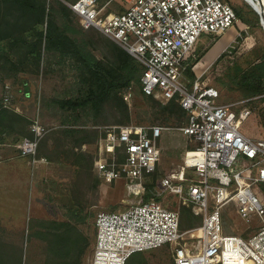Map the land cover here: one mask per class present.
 Wrapping results in <instances>:
<instances>
[{
  "label": "built area",
  "instance_id": "obj_1",
  "mask_svg": "<svg viewBox=\"0 0 264 264\" xmlns=\"http://www.w3.org/2000/svg\"><path fill=\"white\" fill-rule=\"evenodd\" d=\"M114 0L68 2L84 28H97L123 46L143 65L142 89L164 102L175 98L188 112L182 130L198 146L192 158L195 177L185 166L168 174L163 188L183 195L184 202L202 215L199 233L189 244L181 241L179 211L156 198L138 200L122 211H101L96 217V239L90 264H126L136 251L173 245L175 264H264V137L242 131L251 114L248 106L219 101L218 88L186 76L188 58L203 33L220 35L238 22L229 0H123L122 11L111 10ZM13 86L5 85L0 104L11 108ZM1 123V117H0ZM162 125L123 124L107 127L95 167L112 180L122 173L141 180L155 172L161 156ZM32 136L17 140L21 155L36 156L47 128L34 118ZM188 153V151H187ZM242 157L248 166L235 169ZM189 158H185L187 164ZM246 172H249L248 174ZM134 186V185H132ZM258 186V187H257ZM131 190V187H128ZM233 200L242 218L255 222L248 236L224 232L221 208Z\"/></svg>",
  "mask_w": 264,
  "mask_h": 264
},
{
  "label": "rangeland",
  "instance_id": "obj_2",
  "mask_svg": "<svg viewBox=\"0 0 264 264\" xmlns=\"http://www.w3.org/2000/svg\"><path fill=\"white\" fill-rule=\"evenodd\" d=\"M105 1L102 0V3ZM229 1L234 7L241 8L248 18H254L256 12L258 21L250 18L252 23H247L238 17L236 25L226 31L233 33V37L223 47L220 54L219 50L210 59L208 58L210 51L218 42L214 46L213 44L225 33L215 39L212 38V34L203 33L195 44L194 59L198 58L210 46L213 47L201 58L204 66L200 70L196 69L200 59L193 64L192 69L200 81L219 89V101L234 103L235 109L238 110L248 106L251 109V114L243 121L242 131L253 138H261L264 137V90L258 95H248L239 81L242 71L264 54V26L259 12L249 0ZM65 2L68 3V1ZM124 2L123 0H114L108 8L122 11ZM78 21L81 24L79 16ZM104 36L106 41L99 44L100 49L95 50L98 57H102L104 52H108L109 41L120 45L107 35ZM225 39L224 41L228 40ZM223 52H225L223 57L219 58ZM69 62H71L70 59ZM75 73V70L61 68L57 64L51 67L44 64L39 74L22 72L16 78L0 81V102L5 85L10 83L15 93V99L10 109L14 110L17 102H22L26 108L23 113L28 117V123L24 122L26 130L30 129L31 123L36 117L47 128L41 143L43 151L47 152L52 159L40 155L38 150L36 156H30L32 162L35 163L38 159L43 158L44 162L50 160L56 166L54 177L52 178L50 174L44 175L43 182L39 186L38 204L40 207L37 209L36 205L34 211L38 212L41 209V216L24 217L18 211L13 217L3 216L4 219H0V264H72L70 262L90 264L97 231V214L101 211L125 210L133 202L145 200L146 192L150 198L159 199L164 205L177 211L181 210L183 206L192 207L182 198L186 195V187L183 195H180L163 188L161 184L168 174L180 170L182 166H185V176L190 178L185 181L186 184L195 177L192 160L189 159L187 164H184L187 151L198 146V143L182 130L188 121L180 125L173 121L164 122L162 118H158L159 113L157 114L155 109H150L149 103L139 92V88L134 86L124 94V100L130 111V122L121 123L118 121L124 116L120 106L117 105L103 111L97 121L95 120L96 122L83 123L82 131L66 135L61 131L64 127L57 110H46L42 103L46 97L65 95L68 86L74 82ZM154 98L162 104L167 103L158 97L154 96ZM187 115L189 117L188 113ZM123 124L167 127L161 139L162 152L157 168L153 174L147 175L141 180L129 178L124 173L115 179L108 180L100 176L95 167V161L100 157V141L105 135V130L107 127ZM21 129L19 126L18 130ZM10 135L7 136L3 132L1 135L3 139L0 141L15 142L16 144L21 137L17 133L13 135L10 133ZM79 141H82L80 145ZM250 163V160L243 158L235 165V169L248 166ZM128 187H131V190ZM256 192L263 197L264 185L258 187ZM221 216L226 233L248 236L257 227L255 226L257 223L248 222L241 217L233 200L221 208ZM43 218L48 219L43 222ZM64 221L70 223L69 229L59 224ZM190 229L181 228L184 234L181 238L182 242L188 240L189 244H192L193 240L197 239L195 237L199 231H193L194 237H192V232H186ZM70 233L75 234L73 250H60L56 253V243L60 249H63L68 244ZM173 252V245L165 244L144 253L149 259V264H175Z\"/></svg>",
  "mask_w": 264,
  "mask_h": 264
},
{
  "label": "trees",
  "instance_id": "obj_3",
  "mask_svg": "<svg viewBox=\"0 0 264 264\" xmlns=\"http://www.w3.org/2000/svg\"><path fill=\"white\" fill-rule=\"evenodd\" d=\"M65 1L74 2L75 0H0V81L16 78L22 72L39 74L44 64L48 67L57 64L61 68L75 70L74 82L68 86L65 95L46 97L42 103L46 110H57L64 127L61 131L66 135L82 131L83 123L96 122L103 111L117 105L120 106L124 116L118 121L130 122V111L124 100V94L134 86L139 88V92L149 103L150 109H155L156 113H159L158 118H162L164 122L173 121L180 125L188 121V112L175 98L162 104L153 95L143 91L141 75L144 67L124 47L109 41L108 52L98 57L95 50L100 49L99 44L106 41L105 34L97 28H84L79 23L74 10ZM234 9L237 16L247 23L259 19L256 12L254 18H248L241 8L234 7ZM219 36L212 35V38ZM212 47L203 51L196 59H194L193 51L188 58L186 76L191 81L196 78L192 69L193 64L206 55ZM224 53L219 58L223 57ZM239 84L248 95L263 93L264 54L242 71ZM0 117L2 120L0 140L3 139L1 135L6 130L12 135L17 133L21 137L22 135L23 137L24 135L32 136L31 129L26 130L24 126V122L28 123L27 116L10 108H3ZM3 119L6 123H3ZM19 126L21 130H18ZM41 141L38 148L39 154L52 159L47 152L43 151ZM81 142L79 141L78 144L80 145ZM243 158L245 157H242L240 161ZM148 199L150 197L146 192L145 200ZM179 214L180 228L184 230L194 228L202 222V215L195 213L192 207L183 206ZM61 224L69 229V222L64 221ZM74 237L75 234L70 233L68 244L63 249H60L56 243L55 252L73 250ZM145 251L147 250L134 252L126 264H149Z\"/></svg>",
  "mask_w": 264,
  "mask_h": 264
},
{
  "label": "crops",
  "instance_id": "obj_4",
  "mask_svg": "<svg viewBox=\"0 0 264 264\" xmlns=\"http://www.w3.org/2000/svg\"><path fill=\"white\" fill-rule=\"evenodd\" d=\"M229 34V32H225L213 46L223 39L225 35ZM228 41L223 44L221 50L218 52L219 54ZM22 104V102H17L14 106V110L21 114L26 111V108ZM3 123H6V120L3 119ZM5 134L11 136L8 130L5 131ZM55 171L56 166L53 161L48 160V162H44L43 158H40L33 163L30 156L20 154L15 142L7 143L0 141V219H4L3 216L13 217L18 211L24 217L30 215L41 216V209L38 212L34 211L36 205L37 209L40 207V204H38L39 186L43 182L44 175L50 174L53 178ZM47 219L43 218L42 221L46 222ZM61 223L59 224L63 225Z\"/></svg>",
  "mask_w": 264,
  "mask_h": 264
},
{
  "label": "bare ground",
  "instance_id": "obj_5",
  "mask_svg": "<svg viewBox=\"0 0 264 264\" xmlns=\"http://www.w3.org/2000/svg\"><path fill=\"white\" fill-rule=\"evenodd\" d=\"M254 4L256 6H258V8L261 7V8L264 9V0H262L260 3H258V0H254ZM232 37H233V33H230L229 35H227L223 39H221V41H218V43L215 45V47L210 51L211 53L210 54L208 53L209 54V57L208 58L210 59L211 56H215V54L219 50H221L223 44H225L224 42H226V41H224V40H226L225 38H227L228 40H230ZM203 66H204V62H203V59H201L197 63L196 69L197 70H200ZM196 154H198V153L194 152L193 149H191V150L188 151L187 157L190 158V159H192V158H194V155H196ZM195 264H200V261H196Z\"/></svg>",
  "mask_w": 264,
  "mask_h": 264
},
{
  "label": "water",
  "instance_id": "obj_6",
  "mask_svg": "<svg viewBox=\"0 0 264 264\" xmlns=\"http://www.w3.org/2000/svg\"><path fill=\"white\" fill-rule=\"evenodd\" d=\"M262 0H258V3H260ZM249 2L254 6V8L259 12V14H260V17H261V22H262V24H263V26H264V9L263 8H258V6H256L255 4H254V0H249Z\"/></svg>",
  "mask_w": 264,
  "mask_h": 264
}]
</instances>
